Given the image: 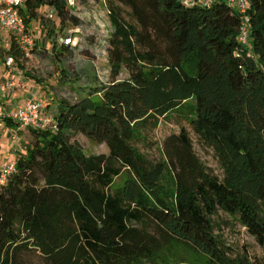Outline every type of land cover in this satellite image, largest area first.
Returning <instances> with one entry per match:
<instances>
[{
  "label": "trees",
  "instance_id": "trees-1",
  "mask_svg": "<svg viewBox=\"0 0 264 264\" xmlns=\"http://www.w3.org/2000/svg\"><path fill=\"white\" fill-rule=\"evenodd\" d=\"M105 3L109 79L88 75L83 95L60 96L54 114L41 99L55 125L23 128L33 141L3 161L14 168L0 183V264H264V0H250L246 13L230 0ZM77 6H20L61 61L81 39L59 42L56 21L80 25ZM35 38L33 51L44 48ZM7 39L0 62H19L24 46ZM173 114L188 125L164 138L158 156L153 133ZM3 119L10 130L1 131L20 130ZM78 133L109 152L87 153ZM229 222L256 238L263 257L231 254L219 231Z\"/></svg>",
  "mask_w": 264,
  "mask_h": 264
},
{
  "label": "rangeland",
  "instance_id": "rangeland-1",
  "mask_svg": "<svg viewBox=\"0 0 264 264\" xmlns=\"http://www.w3.org/2000/svg\"><path fill=\"white\" fill-rule=\"evenodd\" d=\"M77 7L75 13L80 17V25L73 24L71 20L67 22V27L64 28L63 26L64 30H61L59 21H56L57 34L64 37L66 33H74L81 39L73 53L60 55L63 58L62 61L53 54L54 52L52 53V43L46 37L43 26L40 25L39 21L33 20L32 32L37 37V42L45 47L38 48L30 55H25L19 62L16 61V67L23 72L25 78L24 82L20 83L25 92L19 97L20 101L29 96V88L25 83L29 82L38 97L44 103L50 104L49 108H46L48 113L54 114L57 110L56 102L60 96L80 97L83 95L81 87L87 83L88 75H94L93 73L96 71L103 81L109 79L110 71L106 47L111 32V24L105 0H79ZM0 34L3 43L4 38L11 36V32L7 30H0ZM60 38L59 42H62ZM0 63V67H2L3 64ZM21 64L24 67H21ZM128 76L127 70H123L120 75L121 78ZM182 124L188 125L176 114L161 121L153 133V138L159 147L154 150L156 155L161 154L160 147L164 138L172 132H177ZM74 138L83 145L89 154L109 152V147L106 144L93 142L81 133L76 134ZM32 141L33 134L29 129L13 132L0 130V171L5 159L11 157L14 160L18 155L25 153L26 145ZM196 149L208 165L218 169V164L211 152L198 146ZM121 178L119 177L117 181L120 182ZM222 215L227 217L225 213ZM219 231L233 256L248 253L253 259L263 257V250L256 238L241 224L229 222L228 225H222Z\"/></svg>",
  "mask_w": 264,
  "mask_h": 264
},
{
  "label": "built area",
  "instance_id": "built-area-1",
  "mask_svg": "<svg viewBox=\"0 0 264 264\" xmlns=\"http://www.w3.org/2000/svg\"><path fill=\"white\" fill-rule=\"evenodd\" d=\"M203 3H209L211 0H199ZM234 4H237L241 11L246 13L247 8L250 6V0H230ZM24 0H0V30L9 31L13 34L16 41L24 46V54L30 55L36 45L35 34L30 31L24 15L20 9ZM71 5H76L77 0H69ZM53 10L49 11V16L52 17ZM248 17H245L243 31V41L248 40ZM0 34V40H1ZM62 42L66 44L76 45L80 38L78 35L69 33L65 37L60 38ZM2 42V41H1ZM3 43V42H2ZM4 46L8 47L10 42L7 38H4ZM3 66L0 67V127L10 130L6 126L4 119L5 116L12 117L18 121V129H23L28 125H34L36 127L45 128L53 127L55 125V119L51 114H47L44 109L43 101L38 97L36 92L32 89L29 82H25L28 86L27 96L23 101L14 105H5L3 98L5 95L12 94V91L24 82L23 72L16 67V59L13 55H5L2 62ZM9 73L6 77L4 74ZM14 168V163L5 161L0 171V183L4 182L6 175L10 173Z\"/></svg>",
  "mask_w": 264,
  "mask_h": 264
},
{
  "label": "crops",
  "instance_id": "crops-1",
  "mask_svg": "<svg viewBox=\"0 0 264 264\" xmlns=\"http://www.w3.org/2000/svg\"><path fill=\"white\" fill-rule=\"evenodd\" d=\"M0 66H1V63H0ZM4 75L7 77L9 75V73L4 74ZM23 94H25L24 89L19 85L18 87H16L12 91L11 95L10 94L5 95L3 98V101H4L5 105H8V106L16 104L20 101L19 97H21ZM10 159L12 160L11 157H10Z\"/></svg>",
  "mask_w": 264,
  "mask_h": 264
}]
</instances>
